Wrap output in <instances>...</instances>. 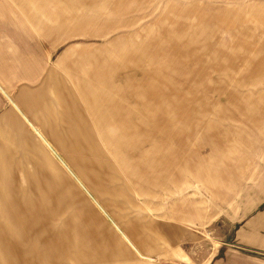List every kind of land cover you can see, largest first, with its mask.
Returning <instances> with one entry per match:
<instances>
[{
	"label": "rangeland",
	"instance_id": "374dc122",
	"mask_svg": "<svg viewBox=\"0 0 264 264\" xmlns=\"http://www.w3.org/2000/svg\"><path fill=\"white\" fill-rule=\"evenodd\" d=\"M57 1L64 4L67 13L86 9L93 12L96 9L94 13L99 14L102 13L99 9L105 7L106 28L102 25L95 27L91 38H73L72 35L68 41L59 40L56 46L42 38V32L36 31L33 34L39 35L36 39L45 47L40 60L37 59L44 76L32 81L20 78L15 80L11 77V67L17 69L21 61L26 59L16 54L18 48L12 42L11 34L19 32L11 29L17 25L33 24L26 13L22 14L20 7L6 0L11 3L10 10L0 14V143L9 142L1 133L5 131L6 135L11 123L16 121L35 141L38 140L32 126L17 111L11 98L22 108L25 101L30 109H35L32 115L37 117L46 116L50 108L60 117L71 106L68 92L63 91L60 98L59 93L56 95L46 87L52 74L65 75L62 63L71 48L76 52L85 48L95 50L100 61L109 56V52L103 48L109 45L114 49V45H121L129 60H115L123 67L127 66L126 69H119L117 74L123 75L122 80L125 77L130 81L129 102L126 103L131 104L137 98L135 103L145 117L150 119L149 115L154 116L158 112L156 116L160 121L165 118L171 121L166 134L178 155L175 159L183 157L187 161L186 183L184 185L179 181L178 173H181L182 168L177 162L172 175L175 183H171L169 188L164 187L162 182L156 188L143 187L131 174L121 169V161H116L114 155L108 152L96 126L92 124L93 133L97 136L95 144L104 153L91 157L95 163L94 182H87L77 176L104 211L131 238V242L137 244L138 238L150 251L151 226L167 225L175 220L174 217L178 219L185 215L191 208L190 202L195 203L198 211L203 210V219H200L199 214H189L191 220H201H197V224L192 223V228L201 233L199 236L203 241L201 244H193L191 262L198 264L209 258L222 241L223 232L219 228L225 220H218V216L231 212L230 205H225L218 215L217 210L212 209L217 199H226L230 192V175L225 170L230 171L231 165L241 163L240 158H244L242 153L264 151V139L260 136L264 135V0ZM42 18L45 26L56 24L47 15ZM67 18L75 22V17ZM96 18L100 24L104 23L102 17ZM111 57L115 56L111 54ZM76 59L75 55L72 61ZM84 69L87 71L80 70L79 75H92L90 65ZM113 72L116 71L113 69ZM74 94L80 98L79 92ZM73 110L79 111L81 119L90 123L91 117L84 101L80 100ZM69 117L73 122L77 116L69 113ZM29 118L38 127L39 122L31 115ZM46 129H50V126ZM57 158L64 167L69 168L60 155ZM28 168L31 169V166L24 164L22 154L13 150L12 144L11 152L0 150V175L10 183L12 181L15 187L29 186L24 174ZM73 180L131 253L113 257L112 250L105 245L111 241L108 235L104 236V241H93L90 238L88 247L81 245L80 241L81 251L77 254L80 257L87 254L88 260L74 261V264H154L157 259L141 258L119 235L102 208L93 202L77 180ZM97 191L101 192L103 198L98 196ZM10 204L12 207L6 208V218L0 219V226L3 224L5 228L4 235L0 236V251L3 252L0 253V264H22L33 259V256H26L25 245L35 242L38 237L30 234L29 226L34 225L26 222L28 218L23 219L30 208L24 209L12 202ZM55 211L61 215L58 209ZM11 213L22 215L16 221L21 228L20 236L12 234ZM22 219L27 225L22 223ZM53 223L57 225L59 220ZM23 226L27 229L26 234L23 233ZM143 227H149L148 231L143 232Z\"/></svg>",
	"mask_w": 264,
	"mask_h": 264
},
{
	"label": "crops",
	"instance_id": "0c3cea01",
	"mask_svg": "<svg viewBox=\"0 0 264 264\" xmlns=\"http://www.w3.org/2000/svg\"><path fill=\"white\" fill-rule=\"evenodd\" d=\"M10 1L20 7L22 14L26 13L28 20L33 24L17 25L15 29H11L13 32H19L11 34V40L18 48L16 54L26 59L21 61L17 69L11 67L13 72L11 77L15 80L20 78L32 81L44 76L43 68L38 62L44 44L36 39L39 38L38 34H33L36 31L42 32L41 37L56 46L59 40L68 41L72 35L73 38H91L93 37L91 32L97 26L102 25L106 28L105 7L99 9L102 10L99 14L94 13L96 9L93 12L86 9L67 13L64 4L58 3L57 0ZM11 3L0 0V14L8 12ZM65 13L67 16L75 17V22L68 19ZM44 15L49 16L56 24L52 27L45 26L42 18ZM97 16L102 17L103 24H100ZM85 49L76 52L71 48L62 63L65 75L52 74L53 77L48 78L49 83L46 85L48 90H52L56 95L59 93L60 98L63 91L69 94L71 106L64 114L59 117L58 114H54V109L50 108L46 116L37 117L32 115L35 109H30L25 101L22 108L11 98L17 111L32 126L38 140L35 141L18 121L11 123L6 135L5 131L1 133L9 142L0 143V150L11 152L12 144V149L22 154L24 164L31 166V169H26L24 173L29 186L15 187L11 179L10 183L7 178L0 175V192L3 191L4 200L7 202L21 205L23 208L28 207L30 210L27 213H33L32 218L26 222L34 225L30 233L38 237L42 264L54 260L62 264L87 261L89 258L87 254H82L81 257L77 255L81 251L80 241L81 245L88 247L90 238L98 241L103 240L106 235L111 238V241L105 244L112 250L111 256L131 255L122 240L91 206L73 180H77L93 202L102 208L81 181L82 179L94 182L95 163L91 157L104 153L95 144L97 136L93 133L91 124L96 126L108 152L114 155L116 161H121V169L131 174L143 187L156 188L162 182L164 187L169 188L171 183H175L172 175L177 162L182 168L181 173H178L179 181L184 185L186 183L187 161L183 157L175 159L178 155L173 142L168 140L166 134L171 121L167 118L160 121L156 116L158 112L153 116V109L152 115L148 114L150 119L145 117L139 105L135 103L137 98L130 102L131 104L126 103L129 102L130 81L125 77L122 80L123 75L117 74L119 69H126L127 66L123 67L115 60V58L129 60L126 50L118 44L114 45V49L113 46L107 45L103 50H107L109 56L99 61L95 50ZM111 54L115 57H111ZM71 55L72 58L77 56L74 62ZM87 65L91 66L92 75H79L80 70L87 71L84 69ZM114 65L120 67L115 68ZM113 69L116 72H113ZM75 92L80 93V98L74 94ZM80 100L87 106L91 117L90 123L81 119L79 111H71ZM69 113L77 116L73 122L70 121ZM29 115L39 122L37 124L39 128L29 121ZM61 121L67 122V126L60 123ZM47 126H50V129H46ZM260 136L264 139V135ZM55 152L65 160L69 168L60 163ZM241 155L244 157L240 158L241 163L231 165L230 171L225 170L226 174L230 175V190L227 189L230 191L229 194L226 199H217V204L212 208L214 211L217 210L218 215L225 205L231 206V212L218 216V220H225L219 228L223 232L221 244L209 258L198 264H264V151L251 150ZM221 182L223 183V179ZM179 184L181 183H177ZM97 193L103 198L101 192ZM189 204L191 208L185 215L177 217L178 219L174 217L175 220L168 222L167 225L151 226V251L138 238L137 244L134 245L119 224L103 208L102 210L119 235L141 258L157 259L154 264H192L193 244H201L203 240L199 236L201 233L192 228V223L197 224L198 219L191 220L189 212L193 215L199 214L201 220L204 213L203 210L198 211L195 203ZM55 209H58L61 215ZM55 220H59L57 225L53 223ZM148 229L149 227H143L142 231ZM136 230L139 231L137 228ZM43 256L52 258L44 259Z\"/></svg>",
	"mask_w": 264,
	"mask_h": 264
},
{
	"label": "bare ground",
	"instance_id": "6f19581e",
	"mask_svg": "<svg viewBox=\"0 0 264 264\" xmlns=\"http://www.w3.org/2000/svg\"><path fill=\"white\" fill-rule=\"evenodd\" d=\"M55 155H56V157L58 156L57 153H55ZM2 192H0V219L6 218V216L8 214L7 211H6V208L11 209V207H12L11 204L9 202H7L6 200H5L6 201V204L3 205L4 197H3ZM19 215H21V214H12L11 213V230H12V234L13 235L16 234V235H19L20 236L21 228H20V226H17V223H16L17 218H18ZM32 216L33 215H30V213L28 214L27 212H25V214L23 215V219H27V218L30 219V218H32ZM23 219H22V221H23ZM22 223H24V221ZM24 224L27 225V223H24ZM0 225H1V221H0ZM29 229L30 230H33L34 227H30L29 226ZM4 231H5V228H4L3 224H2V227L0 226V236H3L4 235ZM26 232H27V229H26L25 226H23V233L26 234ZM7 234H8V236L11 235V233L10 234L7 233ZM30 234H32V233H30ZM25 248H26L25 249L26 256H33V259L31 261H29V260L28 261H24L22 264H42L41 261H40V251L41 250H39L40 247H39V241L38 240H36L35 242H28L25 245ZM8 251H10V250H8ZM0 253H3V252L0 251ZM37 257H38V259H37ZM54 261H51V263H53ZM12 263L14 264V262H12Z\"/></svg>",
	"mask_w": 264,
	"mask_h": 264
}]
</instances>
